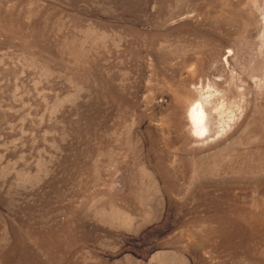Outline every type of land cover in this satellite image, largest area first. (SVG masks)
Returning a JSON list of instances; mask_svg holds the SVG:
<instances>
[{
    "label": "rangeland",
    "instance_id": "obj_1",
    "mask_svg": "<svg viewBox=\"0 0 264 264\" xmlns=\"http://www.w3.org/2000/svg\"><path fill=\"white\" fill-rule=\"evenodd\" d=\"M0 264H264V0H0Z\"/></svg>",
    "mask_w": 264,
    "mask_h": 264
},
{
    "label": "bare ground",
    "instance_id": "obj_2",
    "mask_svg": "<svg viewBox=\"0 0 264 264\" xmlns=\"http://www.w3.org/2000/svg\"><path fill=\"white\" fill-rule=\"evenodd\" d=\"M194 113L197 116H199L202 113V107H201V105L196 106V109H195Z\"/></svg>",
    "mask_w": 264,
    "mask_h": 264
}]
</instances>
